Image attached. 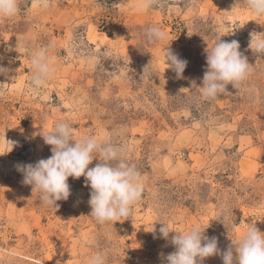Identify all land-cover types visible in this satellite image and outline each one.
Returning <instances> with one entry per match:
<instances>
[{"label":"rangeland","instance_id":"rangeland-1","mask_svg":"<svg viewBox=\"0 0 264 264\" xmlns=\"http://www.w3.org/2000/svg\"><path fill=\"white\" fill-rule=\"evenodd\" d=\"M43 2L19 0L15 17L0 18V264H87L97 253L106 264H167L175 233L161 238V222L207 228L221 252L248 223L264 232V54L249 47L251 33L264 35V17L243 0H164L143 12L140 0ZM149 26L167 43H149ZM218 33L239 42L254 71L241 89L204 99L205 48ZM50 42L55 74L33 91L31 56ZM167 47L187 60L183 78L168 68ZM61 120L77 138L126 149L145 178L129 217L97 223L83 176L68 178L71 195L57 208L22 183L16 166L52 155L42 135Z\"/></svg>","mask_w":264,"mask_h":264},{"label":"clouds","instance_id":"clouds-1","mask_svg":"<svg viewBox=\"0 0 264 264\" xmlns=\"http://www.w3.org/2000/svg\"><path fill=\"white\" fill-rule=\"evenodd\" d=\"M248 10L258 17H264V0H243ZM164 0H140L137 8L143 12L156 7H163ZM42 7H48L45 2ZM19 12V0H0V18H12ZM145 38L151 44L167 43L166 32L158 26H149ZM249 47L255 53L264 54V35L250 34ZM224 34L218 33L215 43L205 48L207 69L203 76L202 87H198L202 98L214 99L224 93L228 85L235 89L241 87L253 74L254 66L240 51L237 40L230 42L222 40ZM56 45H49L36 51L31 56V85L36 91L50 81L56 71V56L52 54ZM168 68H172L177 78H183L187 60L170 50L165 49ZM147 68V67H146ZM145 68V69H146ZM0 74L7 70L0 67ZM196 86L195 81L192 87ZM3 93L0 92V95ZM45 144L52 146V155L41 159L35 164H18L17 170L23 173L22 183L31 185L33 192L40 193L42 204L58 207L57 201L67 200L71 195L68 178H85L86 186L90 185L89 204L91 216L100 225L120 221L132 214L133 208L140 202L145 178L134 163L126 156V149L115 145L111 140H98L93 135L77 138L71 124L61 120L54 124L52 131L42 135ZM100 163L89 167L93 160ZM161 238L168 240L175 251L165 258L167 264H202L212 256L221 255L223 264H264V232H261L255 222L243 234L231 239L232 246L221 252L218 239L204 235L205 230L193 226L187 231H174L167 222L159 223ZM154 227L152 232H155ZM234 246V247H233ZM87 264H106L104 254L97 253L88 258Z\"/></svg>","mask_w":264,"mask_h":264},{"label":"bare ground","instance_id":"bare-ground-1","mask_svg":"<svg viewBox=\"0 0 264 264\" xmlns=\"http://www.w3.org/2000/svg\"><path fill=\"white\" fill-rule=\"evenodd\" d=\"M99 33H100V36H101V37H104V36H105L103 32H99ZM95 41H96V40H95Z\"/></svg>","mask_w":264,"mask_h":264}]
</instances>
